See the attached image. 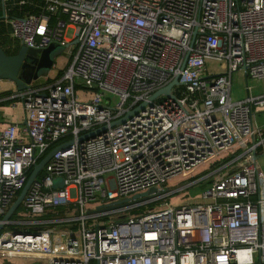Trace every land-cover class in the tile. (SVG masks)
Returning <instances> with one entry per match:
<instances>
[{"label": "built area", "instance_id": "1", "mask_svg": "<svg viewBox=\"0 0 264 264\" xmlns=\"http://www.w3.org/2000/svg\"><path fill=\"white\" fill-rule=\"evenodd\" d=\"M0 1L6 48L56 43L69 58L54 77L0 96L23 112L0 122V264H264V93L231 97L233 72L264 79V0H15L38 10L24 14ZM176 76L169 95L149 100ZM205 164L210 174L166 188ZM223 169L200 202L165 200Z\"/></svg>", "mask_w": 264, "mask_h": 264}, {"label": "rangeland", "instance_id": "2", "mask_svg": "<svg viewBox=\"0 0 264 264\" xmlns=\"http://www.w3.org/2000/svg\"><path fill=\"white\" fill-rule=\"evenodd\" d=\"M0 11L2 14V2L0 1ZM72 32V29H67V36H69ZM68 55L66 52L65 47H60L57 48L53 53H52V60L53 63L56 65L54 69H48L45 71L44 75H40L38 79L43 80L45 77H54L58 71V69H63V67L66 65L68 61ZM207 68L209 70V73L216 74L218 72H221V63H218L216 61H208L207 62ZM75 82L81 83V80L78 78L75 79ZM10 83L4 80H0V91H4L9 88ZM249 87L250 89H247ZM78 89V87L76 88ZM248 92L250 94L256 95V94H262L264 93V79L263 80H253L249 77H245V75L241 72H233L231 74V97L233 100H240L243 99ZM79 94V97H82L83 94L76 92ZM13 104L15 106H13ZM23 117L22 110L20 106H18L15 101H5L4 103L0 104V122L5 123V122H10L12 121H18L21 122ZM21 120V121H20ZM257 122L258 124L264 126V111L258 113L257 117ZM259 177H260V184L262 189H264V158L259 159ZM211 165H201L199 166L190 176L188 177H175L171 180H169L166 183V188H173L180 186L187 181H195L200 178H202L204 175L210 174L211 173ZM230 169V168H228ZM226 172V170H221L218 171L217 173L211 175L208 178H203L202 180L194 183L190 187H187L178 193L171 194L170 197L166 198L165 200L168 201L169 204L171 205H180L184 204L186 202L189 203H196L201 201V194L203 191H205L208 187V181L210 180L211 177L215 178L218 176L223 175ZM164 201V200H163ZM161 200V203L163 202ZM158 202L151 204L152 206H157ZM97 204L96 203H90L88 207L90 209L95 208ZM148 206V205H146ZM146 207H143L145 209ZM19 228L23 226V224H18ZM7 228V227H4ZM27 261H15L14 264H29Z\"/></svg>", "mask_w": 264, "mask_h": 264}, {"label": "water", "instance_id": "3", "mask_svg": "<svg viewBox=\"0 0 264 264\" xmlns=\"http://www.w3.org/2000/svg\"><path fill=\"white\" fill-rule=\"evenodd\" d=\"M63 47L59 44L53 43L50 44L48 47L44 49H33V48H26L25 46H20L15 54H6L5 51L0 47V80L9 81L13 83L14 89L20 91L29 88V84L32 80L37 79L40 75H44L45 71L50 69L53 65L52 60V53L57 49ZM184 66V62L182 67ZM177 76L172 79L170 83L166 86L158 89L154 93H152L149 97V100H153L159 94H166L169 95V91L172 85L176 84ZM144 103L142 102L139 104L138 107L134 108L126 112V114L111 122V125H115L119 122H122L127 116L135 112L138 108L142 107ZM105 129V126H101L89 133H87L84 137L93 135ZM60 147H56L52 149L43 159H41L38 163H36L27 180L25 181L23 187L19 191L17 197L10 205L6 213L3 215L2 220L7 221L14 211L20 205L26 191L28 190L29 186L33 182L34 178L36 177L37 173L42 169L44 164L48 161L53 153H55ZM61 181H57L55 186H62ZM154 188H150L148 191L135 194L132 198H126L122 200H117L112 203V205H123L128 204L131 202H136L146 198L149 194L154 192ZM2 224H0V229ZM37 264V263H35Z\"/></svg>", "mask_w": 264, "mask_h": 264}, {"label": "trees", "instance_id": "4", "mask_svg": "<svg viewBox=\"0 0 264 264\" xmlns=\"http://www.w3.org/2000/svg\"><path fill=\"white\" fill-rule=\"evenodd\" d=\"M15 0H6L5 2V6L7 7H11V9L9 10L10 14H23V13H37L38 10L35 6L33 5H23L21 6L20 11H17V7L13 6V2ZM30 1H35V0H30ZM1 13V11H0ZM9 38H8V29L4 26V24L2 23V21H0V47L5 51L6 54H15L18 50V47L15 46L13 48H6L5 46L9 43ZM30 170L27 173V177L29 176ZM19 193V192H18ZM153 208V206H149L147 209H151ZM19 209V208H18ZM134 212H143V210H135Z\"/></svg>", "mask_w": 264, "mask_h": 264}, {"label": "crops", "instance_id": "5", "mask_svg": "<svg viewBox=\"0 0 264 264\" xmlns=\"http://www.w3.org/2000/svg\"><path fill=\"white\" fill-rule=\"evenodd\" d=\"M19 9V8H18ZM18 9H16L17 11H20V10H18ZM24 14V13H23ZM51 69H54V68H52L51 67ZM59 70V69H58ZM8 83H10L11 85H9V88H11V89H7V90H4V91H0V96H6V95H9L12 91H13V89H14V85H13V83H11V82H9V81H7ZM2 103H4V102H2ZM23 113V112H22ZM22 119H23V117H22ZM21 119V120H22ZM20 120V121H21ZM10 122H14V121H10ZM15 122H17V121H15ZM15 261H27V262H29L30 261V263L29 264H35V262H32V260H27V259H19V258H15V259H13V260H9V261H6V263H8V264H14L15 263ZM0 262H4V259H0ZM5 264V263H4Z\"/></svg>", "mask_w": 264, "mask_h": 264}]
</instances>
